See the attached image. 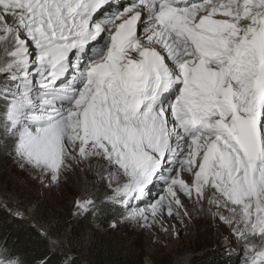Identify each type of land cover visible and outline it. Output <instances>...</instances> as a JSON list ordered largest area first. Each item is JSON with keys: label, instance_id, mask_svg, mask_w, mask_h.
<instances>
[{"label": "snow or ice", "instance_id": "1", "mask_svg": "<svg viewBox=\"0 0 264 264\" xmlns=\"http://www.w3.org/2000/svg\"><path fill=\"white\" fill-rule=\"evenodd\" d=\"M65 121L87 122L71 151ZM0 150L41 188L80 168L77 222L211 219L222 264H264V0H0ZM0 198V264H81L39 202L22 241L18 194Z\"/></svg>", "mask_w": 264, "mask_h": 264}, {"label": "rangeland", "instance_id": "2", "mask_svg": "<svg viewBox=\"0 0 264 264\" xmlns=\"http://www.w3.org/2000/svg\"><path fill=\"white\" fill-rule=\"evenodd\" d=\"M75 121L79 117L73 118ZM71 122L65 121V135L63 142L67 145L68 151L73 147L79 148V143L69 139L73 134H86L87 122L83 125L77 123L73 129L69 126ZM67 159V157H65ZM23 158L0 150V188L9 192L18 194L19 206L25 213L27 218L33 224L35 223L31 213L35 210L34 205L39 202L40 215L55 217L61 220L67 231L79 234L81 232H90L91 237L102 240L108 244L120 255H127L134 262L140 264H190V257L198 252H203L207 249L218 251L222 248L223 230L218 228V225L213 224L211 219L204 220L198 218L195 224L185 220L183 224L178 220L168 217L165 213L163 220L164 226L168 228L167 235L164 230L157 225L151 231H141L129 223H118L116 229H109L108 222L112 219L120 220V212L122 209L117 207H105L99 221H94L89 218L88 221L77 220L71 214V202L76 193L77 185L82 177V171L73 165V171L66 172L64 179L59 188H41L38 183L39 174L35 179L27 174L28 169H21L20 163ZM68 163H72L68 160ZM83 167V165H81ZM86 168V166H84ZM89 176H94V173H89ZM102 186V185H101ZM158 190V189H156ZM153 195H155V191ZM2 199V198H0ZM13 204L17 201H11ZM189 212H192V205L189 202ZM112 212V213H111ZM111 214V215H110ZM37 223L41 220L37 218ZM101 225L103 227L101 228ZM180 229L179 238L172 235V228ZM221 232L220 236L216 235L217 231ZM62 239L65 237L62 236ZM86 240V238L83 237ZM220 255L221 252L218 251ZM223 256V255H222ZM224 257V256H223ZM243 260L242 254L233 255L231 261L233 264H241Z\"/></svg>", "mask_w": 264, "mask_h": 264}, {"label": "trees", "instance_id": "3", "mask_svg": "<svg viewBox=\"0 0 264 264\" xmlns=\"http://www.w3.org/2000/svg\"><path fill=\"white\" fill-rule=\"evenodd\" d=\"M0 215L3 214L0 213ZM52 217H49V219H51ZM16 223H18L19 225L12 226L11 224H8L6 225V227L12 228L13 231L20 236L22 241H29V239L34 240L35 237L38 236L36 231L33 229L34 224L27 218H25L22 222ZM56 224H58L59 226L61 237H66L68 235H71L73 237V241L78 247L77 251L82 254L80 257L81 264H84L85 260L91 261L92 264H140L131 260L127 255H120L122 253H117L116 251H114V249H112V247H110L108 244H105L98 238L91 237V241L89 242L87 239L85 240L82 237L77 241V234H73L70 231H67L65 225L61 220L56 219ZM56 224H54V229ZM223 259L224 257L220 255L218 251L207 249L203 252L193 254L190 257L189 261L190 264H213V262H215V264H222ZM228 264L233 263L230 260Z\"/></svg>", "mask_w": 264, "mask_h": 264}, {"label": "bare ground", "instance_id": "4", "mask_svg": "<svg viewBox=\"0 0 264 264\" xmlns=\"http://www.w3.org/2000/svg\"><path fill=\"white\" fill-rule=\"evenodd\" d=\"M257 119H258V117H257Z\"/></svg>", "mask_w": 264, "mask_h": 264}]
</instances>
